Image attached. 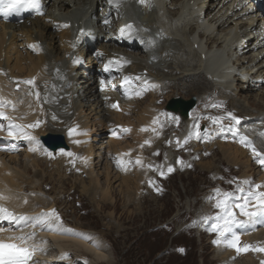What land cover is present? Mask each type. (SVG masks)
Instances as JSON below:
<instances>
[{
  "label": "bare ground",
  "instance_id": "1",
  "mask_svg": "<svg viewBox=\"0 0 264 264\" xmlns=\"http://www.w3.org/2000/svg\"><path fill=\"white\" fill-rule=\"evenodd\" d=\"M98 1L99 8L92 11V14L99 15L102 11V9L100 11V8L104 7V2L102 3L100 0ZM90 2L91 4H94V0H90ZM74 3L75 6H80L82 4L77 2V0H74ZM191 4L201 7L205 6L210 13L202 20L201 17L191 9ZM60 7L62 11H64V13L62 12L60 14L61 18L64 20L74 19L82 9V6H80L78 7V10H70L63 3L60 4ZM256 7L258 12L262 13L263 16L257 19L253 18L250 21H242L235 19V17L241 16V11L233 13L230 12L231 0H149L145 5L137 7V12L135 11L133 18H135L134 20H136L138 28L142 29L144 33L150 34L152 38L158 39L157 42L153 44L154 49L151 55L152 57L158 56L160 58L157 62L149 63V57L151 56L129 51L134 47L141 45L142 38L140 35L135 37L133 32L128 35H122L121 28H119V37L112 38L109 33L104 32L101 24L98 26L99 30L96 31L99 35L98 38H85L81 40L78 47L74 49L73 53L81 51V53L77 56L76 62H79L81 64L80 68L85 70L91 69L92 66L96 64V58H100L102 63L108 66L111 51H124L125 54L132 58L129 66V70L132 73H138L139 70L142 71L143 69H148L151 76L162 81V85L165 82H168L169 88L177 86L186 89L188 94L200 91L202 88V90L205 91L212 88L215 91L224 93L227 98L231 100L233 106L237 107L239 110L247 109L249 104H260L261 109L264 110V83L258 87L254 84L255 79L261 77L264 78V46L259 44H249L250 41L255 40L253 31L255 29L258 31V27L255 26L254 21H256L257 24H260L261 20L264 19V7H260L259 5H256ZM88 10L89 8L86 9V11ZM102 16H104L103 13ZM107 16L111 17V15ZM134 20L129 18L127 22L133 24ZM30 21H33V24H31ZM80 21L82 20L70 21L69 23L74 25ZM26 24L31 26V28H26ZM6 25L7 28H11L13 30V26L9 27L8 24ZM50 26L51 24L44 22V19H31L29 21H25L23 25H18L17 31L21 36L20 39L27 37L32 39V36L37 34V39L39 38V40H42L43 42H45V40L48 39V36H50V42H57L55 39L56 37L60 43H62L63 39L69 35V32L71 34V31L66 28L69 32H64L61 35H55ZM18 33L13 32L11 37L13 42L7 47V49L4 50L6 52V59L4 62L0 60V71L3 69L4 65L10 66V60L12 58H14V60L11 69L13 71L18 70V73H20L21 76L32 74L41 61L44 63H48V61H50L52 62V69H54V67L56 68L55 74H51L52 77L48 74H44L42 75L44 79L54 78V84H57V78L61 79L64 77L65 81L63 84H70L73 82L71 88H75L76 82L80 83L83 79H85L84 83L90 85V83H88L90 75L82 77L81 75H85L87 73L83 72V70L81 72L80 68L78 71L68 67V65H70L69 59L73 54L69 46L70 42H68L64 48L60 44L61 48H59V50L55 53L53 50H49L45 42L48 51L42 47L41 52L47 54L34 58L27 56V58L30 59V64L27 66L25 65V59L21 57L22 50L20 46L22 43L18 44L16 41V35H18ZM6 36V34L0 36V54L3 52L1 37ZM263 39L264 37L260 40ZM102 41H105V44H103ZM109 43H111V45ZM196 43H198L201 52H198V49L194 48ZM87 44L92 45L89 50H86ZM102 47H105L104 49L109 51V54H104ZM98 49L100 51L99 53H103V55H98L96 57L88 55L91 51ZM61 50H65L63 51L64 55L61 54ZM241 51L245 53L241 57H238V53ZM12 53H15L14 57L12 56ZM204 55H206V59H203ZM55 58L58 59V61H56ZM70 75H72V78L70 82H67ZM2 79L3 75H0V80ZM34 80V86L25 83L20 85L21 96H15L12 98L13 105L11 103L3 105L4 108L10 109V111H12L17 117L27 122H29L34 115V110L31 106H42V104L46 103V94L43 93V88L37 87V77H34ZM138 82L140 83V88L136 89L135 93L141 91L145 87H149L141 80H138ZM252 86L254 89H251ZM93 87L94 86H89L85 90V93H91L90 96H94L91 92ZM159 87L161 86H157L155 88L157 89ZM255 90L257 95L249 94L246 96L253 98L254 102L249 101L245 103L240 99V96L243 95V93ZM37 92L39 93V98H37L36 95L31 98V96ZM54 92L60 93L59 108L65 110L70 104L72 111L74 106L78 105L77 103H73V100L66 101L62 96L61 88L55 89ZM135 93L131 103H128L127 99H123L121 101V107L123 108L121 113L116 112L111 106L109 107L110 111H113L112 113L108 112V114L100 109L93 110L96 106L98 108L102 107L101 99H99L96 95L95 102L91 105L85 104V106L82 107V103L80 102L81 105L79 103L78 107V110L80 111L74 113L73 115L74 125L76 124L78 116L84 126H92L93 128H96L97 133L104 135V131H106L107 127L103 126V124H109V126L112 127V131L116 133V135L112 136V140L109 142V148H112L115 151L125 146L124 143L120 142L123 137L132 135L135 136V138H149V126L155 118L154 114L158 113V108L154 106L158 97H149L145 91H143L139 96ZM25 96H29V99ZM114 98L115 96L112 97L111 100ZM149 99H151L152 102L147 104L146 101ZM76 101H78L77 98ZM129 106L135 108L132 112L135 111L137 113H134L133 117L131 116L127 118L125 117V114L128 111ZM42 108L39 110V115H43ZM250 111L252 112L249 113L248 111H244V114L249 116L259 114L264 116V112L263 114H260V112H255L254 110ZM80 112H83L86 115V122L82 119ZM162 116V114L158 115L159 118ZM3 120L4 118L0 117V124ZM118 123H127L131 126L130 131L125 132L114 127ZM144 123H147V131H141L142 127H136L137 124L142 126ZM97 125L103 127L98 129ZM52 132L55 135H63V131L58 130ZM263 136L264 133L262 134V137ZM21 138L23 137L21 136ZM70 138L71 142L79 147H82L85 142L83 134L74 135ZM97 139L98 136L94 138V141ZM77 140H79L80 143H75ZM149 141L153 143L154 140L150 139ZM129 144L130 142L127 143V145ZM11 146V142H0V153L4 154V152L10 151L9 147ZM99 148H101V146H99ZM219 148L227 160L232 163H239L243 165L245 170L246 168H249L248 156L246 157L245 151L239 149L238 146L219 145ZM127 150V148H123L119 151V153H125ZM17 156L18 155L7 156L1 158L0 161V194L7 197V199L0 200L1 205L15 208L17 212H24L25 215L34 217L38 214L36 212H39L40 208L34 209L31 199L32 194H27L29 191L26 190V187L27 185L40 181V176H43V173L44 175L46 174V169L48 168L47 166H49V163L43 162L45 164V166H43L42 163H38L40 161L35 160L31 156H27L23 158V164ZM240 158H243L245 161H241ZM249 158H251V156ZM97 166L98 165L93 163L91 169L94 170L90 171V175L96 171ZM61 167V164H53L51 165V171H53V173H61ZM31 170L36 171V173L33 175L29 183H25L27 181L26 177L29 176ZM109 172H107V179ZM115 175L121 179V187L124 189H120V195H116V193L114 194L113 191L114 199L117 201L122 199L123 192L130 197L132 196V191H134V197H136V187L138 184L136 178L121 177L118 174ZM4 184H9V186H4ZM32 189L35 193L38 192L37 189ZM85 189L87 191L92 190L97 192L99 189V179L91 177L89 186H85L84 190ZM110 192H112L111 187L109 192L103 191L102 193L104 197L111 198L109 194ZM37 199L38 198L36 196L33 199V202ZM25 201H27V203H25ZM42 202L45 203L48 202V200H43ZM56 204L58 205V203ZM258 218H260L258 222L263 221L262 217ZM31 224L32 221H29L27 224L23 221L19 223L12 221H0V227L7 229L6 232L0 234V238L9 237V234L11 233L12 236H18L22 233L28 234V231L32 228L36 235L28 240V244L36 245L37 248L34 254V264H53V259L48 253L51 247H53L54 252L58 251V255L63 252L64 248H68L69 250H80L91 253L94 257V262H107L108 256L103 248L100 249L102 247L101 243L93 246L84 242V238L81 239L74 237L71 239L69 237L58 236L56 234L46 235L41 232L40 226L33 228ZM74 229L76 231H81L82 227L75 225ZM260 234L261 238H264V230L261 231ZM84 236H87L86 231ZM244 263L247 264L254 262L247 258L244 260ZM30 264H32V262H30Z\"/></svg>",
  "mask_w": 264,
  "mask_h": 264
},
{
  "label": "rangeland",
  "instance_id": "2",
  "mask_svg": "<svg viewBox=\"0 0 264 264\" xmlns=\"http://www.w3.org/2000/svg\"><path fill=\"white\" fill-rule=\"evenodd\" d=\"M25 27L31 28L27 24ZM6 32H8L7 36L9 39L12 37L14 30L1 24L0 36ZM20 38V35H16L18 44L22 43L20 46L22 57L26 51L23 48L25 45L24 38ZM12 56L14 57L15 53H12ZM13 60L14 58L10 60V66ZM29 61L26 58L25 65L28 66L30 64ZM15 72L18 73V70ZM202 89L188 94L186 89L177 86H173L172 89L166 88L160 96V102L156 107L165 109L166 103L170 102L172 98L182 97L184 100H190L212 90V88L206 91ZM249 94L257 95L256 91L245 92L240 96V99L245 103L254 102L253 98L246 97ZM146 102L150 104L152 101L149 99ZM228 103H230L228 104L229 106H232L229 110L234 111L239 116H243L244 111L251 113L252 111L250 110L260 113L264 112L260 104H249L247 109L238 110L232 105L231 100ZM212 118L214 116H209L207 120L212 129H214L215 124L212 123ZM222 120V125L224 126L223 134L220 133V128H216L214 129V132L218 135L216 139L209 142L196 140L188 145L187 151L183 147L180 159V165L183 166L180 167L178 165L175 157L173 171L169 173L170 175L165 176V163L163 162L161 172L163 175L161 173L152 175L146 192L136 195V197H134V191H132V196L130 197L123 192V198L118 201L113 197V191L114 194L120 195V189H124L121 187V179L115 174L121 177L124 176L117 164L115 165L116 168L112 169L110 163H107L105 158L107 148L105 145L109 146V139H98L97 142L92 143L94 151L96 150V153H98L96 159L98 166L91 175L67 177L63 173H53L51 165H46L48 167L46 174L44 175L43 173V176H40V181L31 185L26 184V189L35 188L40 190L44 193V198L48 199V202L58 203L66 216L68 222L66 227L75 230L74 226L76 225L82 227L81 231L75 230L78 233L85 234L87 230L94 233L95 237L100 238L101 248L106 251L108 256V263H98L94 262V257L91 253L76 250L72 251L77 256L73 262L58 259L61 264H201L200 262L202 261L203 264H215L214 256L211 253L213 248L210 245L208 247L205 239L195 236V233L190 229L189 235L181 233L176 238H171L177 228L184 226L183 223L189 215L193 214L188 218L190 221L206 209H210L208 197L203 202L204 195L209 187H226L229 192H232L241 183L237 176L246 175L251 181L258 175V172L264 171V167L258 165L253 158L250 148L237 143L240 141L236 140L239 139L238 135L229 131L226 121ZM97 128L101 129L102 127L97 125ZM219 145L245 148L247 150L246 157L248 156L249 159V168L245 170L243 165L227 160L222 154ZM259 147L260 152L264 153V146L259 145ZM204 150H210L211 154L203 156L202 152H207ZM99 154L102 155L101 158H99ZM250 156L251 158H249ZM170 159L171 148L168 147L166 160ZM240 160L245 161L243 158H240ZM20 162L23 163L21 157ZM38 163H42L45 166L43 161ZM107 172H109L108 179ZM35 173L36 171L31 170L29 176L26 177L27 181L25 183H29ZM209 173L210 177L208 176ZM91 177L99 179L97 192L84 190L85 186H89ZM242 185H244L243 182ZM110 187L112 188V192L109 193L111 198L104 197L102 192H109ZM163 187H165L167 193L160 196L158 191ZM247 189L245 188V190ZM189 223L184 229L189 227ZM163 224L166 225V230L161 229ZM167 224L175 228L168 230ZM66 227L64 226V228ZM184 244L187 245V255L180 256L174 252L176 246Z\"/></svg>",
  "mask_w": 264,
  "mask_h": 264
},
{
  "label": "snow or ice",
  "instance_id": "3",
  "mask_svg": "<svg viewBox=\"0 0 264 264\" xmlns=\"http://www.w3.org/2000/svg\"><path fill=\"white\" fill-rule=\"evenodd\" d=\"M110 4H114L117 8L120 7L122 0H108ZM139 3L146 4L147 0H139ZM21 9H31L34 10L37 14L42 15V3L41 0H0V15H3L5 18L11 15L12 13H18ZM104 24H109L110 21L105 19ZM57 27H69L68 24H58ZM126 29L131 30L132 25L128 24L125 25ZM83 34V30H81ZM124 29H121V34L123 35ZM74 46V45H73ZM34 50L38 48V45H30ZM98 55H103V53H98ZM76 62V61H74ZM117 65L120 64V61H116ZM125 63H130L129 61H125ZM112 64V61H109V65ZM105 70H108L106 66ZM131 77L125 76L123 78V82L126 86L130 85ZM136 79H140V77H136ZM27 84L35 85V80L29 79L24 81ZM145 85H148L147 81H144ZM149 87L155 88L157 85L152 84L148 85ZM104 82L101 81V88L103 89ZM146 89H142L141 91L136 92L137 96L141 95L142 92ZM37 98H39V93H35ZM9 103L8 101L0 100V117L4 119L11 120V117H8L5 112L2 110L3 105ZM113 108H119L118 104H112ZM213 107H219L221 105L214 104ZM14 107V106H13ZM170 119L174 120L177 124L179 123V117L171 116L168 114ZM227 115L235 122V124L230 125L229 129L233 131H238L236 129V125L240 123V118L234 116L232 113H227ZM53 119H56L53 116ZM222 117H214L212 118V123L220 126V131H224V126L221 124ZM153 124L158 123V119H153ZM40 121H37L35 124L29 125H9L8 128V136L27 139L29 141L36 140L35 137L29 135L25 129L26 128H34L38 127ZM196 131L190 132L187 137H185L183 143L187 144L188 141L195 136L196 139H200V126L196 124L193 126ZM0 130H3V125H0ZM147 128H142L141 131H147ZM125 131H130V129H125ZM152 131H156L155 128ZM69 136L74 134H78L77 128H70L68 130ZM113 135H116L114 132ZM208 139H212L210 135L205 133ZM242 145L251 148L253 158L256 162L261 166L264 167V153L258 151L248 140L247 136H241L240 141ZM75 143H80L79 140L75 141ZM145 144H149L150 141H145ZM144 145H140L143 147ZM177 146H181L180 141H177ZM35 151V149H32ZM61 153H64V150L61 149ZM49 156L52 153H47ZM68 156H73L72 152L64 153ZM158 154V153H157ZM127 155V154H126ZM136 164H141V160L139 158L136 159ZM149 167H152L149 165ZM173 169L171 167L168 168V172H172ZM163 175V173H161ZM244 184H249L250 187L245 190L243 187L238 188V192L241 195H236L233 192H222L220 189H214V197H209V199H215V208L219 211L215 214V217H205L206 220L214 219V222L211 224L209 231L215 232L217 234V239L213 241L214 244H221L224 243L229 247L235 248L237 253L246 252L248 250L253 251H261L264 252V248H252L251 245H244L243 247L239 246L240 236L236 234L234 228L238 224H244L249 222H254L258 217H264V191L261 189L264 188V184H255L251 185V182L245 180ZM7 199V197L0 194V200ZM27 203V201H25ZM238 216L246 217L247 220H240ZM0 221H12L19 223L21 221L25 222L26 224L29 221H32L31 226L33 228L40 226L41 228H48L52 231H59V232H73L76 235L83 236L86 239H91L89 236H84L82 233H75L73 229H67L63 227L62 220L59 216V213L56 211L55 208L49 209L47 211H43L38 213L34 217H29L27 215H18L13 211H10L7 207L0 205ZM7 229L0 227V234L6 232ZM36 235L35 232H31L28 234H20L18 236H9L6 238H0V264H34V254L37 250L36 245H29L28 240L31 239ZM178 251L183 252L184 249H178ZM264 264V262H262Z\"/></svg>",
  "mask_w": 264,
  "mask_h": 264
},
{
  "label": "water",
  "instance_id": "4",
  "mask_svg": "<svg viewBox=\"0 0 264 264\" xmlns=\"http://www.w3.org/2000/svg\"><path fill=\"white\" fill-rule=\"evenodd\" d=\"M184 107V110H185V113H188L186 112V110H191L194 106H195V102L194 100H192L191 102L187 103V102H181V101H177V102H174V104L170 107V109L172 110H176L178 107Z\"/></svg>",
  "mask_w": 264,
  "mask_h": 264
}]
</instances>
